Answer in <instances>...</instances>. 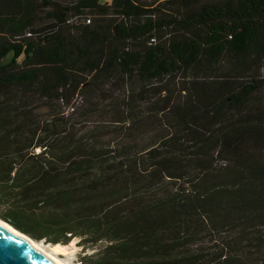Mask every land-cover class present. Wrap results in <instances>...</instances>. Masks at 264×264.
<instances>
[{
  "label": "trees",
  "instance_id": "16d2710c",
  "mask_svg": "<svg viewBox=\"0 0 264 264\" xmlns=\"http://www.w3.org/2000/svg\"><path fill=\"white\" fill-rule=\"evenodd\" d=\"M0 219L79 264H264V0H0Z\"/></svg>",
  "mask_w": 264,
  "mask_h": 264
},
{
  "label": "water",
  "instance_id": "95a60500",
  "mask_svg": "<svg viewBox=\"0 0 264 264\" xmlns=\"http://www.w3.org/2000/svg\"><path fill=\"white\" fill-rule=\"evenodd\" d=\"M6 223L9 224L8 222ZM11 227L15 229L13 226ZM16 231L19 234H23L18 230ZM41 242L42 244H45L44 241ZM0 264H54V263L45 256H43L38 251V249L32 246V244H30L27 240L20 237L19 235L13 234L8 229L0 225Z\"/></svg>",
  "mask_w": 264,
  "mask_h": 264
},
{
  "label": "bare ground",
  "instance_id": "6f19581e",
  "mask_svg": "<svg viewBox=\"0 0 264 264\" xmlns=\"http://www.w3.org/2000/svg\"><path fill=\"white\" fill-rule=\"evenodd\" d=\"M0 225L3 226L4 228L8 229L13 234L19 235L20 237L27 240L30 244H32V246H34L36 249H38V251L43 256L48 258L54 264H64V263H62V261L60 260L59 257L64 256V255L69 253V249L72 245V242L67 246L60 245V244H56V245L47 244V245H45V244H42L41 241H34V240L30 239L29 237H27L26 235L19 234L15 229H13L9 224H7L6 222H4L1 219H0Z\"/></svg>",
  "mask_w": 264,
  "mask_h": 264
},
{
  "label": "rangeland",
  "instance_id": "374dc122",
  "mask_svg": "<svg viewBox=\"0 0 264 264\" xmlns=\"http://www.w3.org/2000/svg\"><path fill=\"white\" fill-rule=\"evenodd\" d=\"M110 2H111V0H99V3L101 5H104V4H107ZM75 243H76V240H73L68 254L59 257L60 260L62 261V263H64V264H79L78 254L80 253L81 248H77L75 246ZM87 252L91 253L90 250H87Z\"/></svg>",
  "mask_w": 264,
  "mask_h": 264
}]
</instances>
